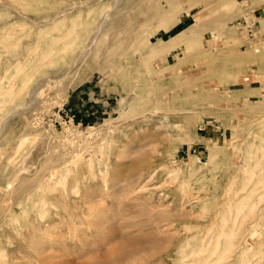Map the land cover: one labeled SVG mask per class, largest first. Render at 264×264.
Instances as JSON below:
<instances>
[{"label":"rangeland","instance_id":"374dc122","mask_svg":"<svg viewBox=\"0 0 264 264\" xmlns=\"http://www.w3.org/2000/svg\"><path fill=\"white\" fill-rule=\"evenodd\" d=\"M49 1L25 13L61 3ZM134 1L105 4L93 57L25 72L22 105L7 109L0 91V264H264V20L250 36L247 0ZM181 15L188 40L170 52L163 27Z\"/></svg>","mask_w":264,"mask_h":264},{"label":"bare ground","instance_id":"6f19581e","mask_svg":"<svg viewBox=\"0 0 264 264\" xmlns=\"http://www.w3.org/2000/svg\"><path fill=\"white\" fill-rule=\"evenodd\" d=\"M9 0H0V47H5V46H11L13 47L12 51H13V58H12V63L8 64V65H2L3 60L0 58V91L6 89V87H9V91L5 92L6 90H4L2 93V99L7 102H11L12 105L9 106V108L7 109H11L13 108L15 105L21 104V102L23 101L22 99H24L22 96L24 89H26L29 80H21L23 77V74H27L26 76H29L32 74V72H39L41 70L44 71V69L47 66H50V64L52 63L53 59L55 61V59L57 58V56L60 53H66L67 55L69 54V58H68V62L70 65V68H74L76 65L80 64L82 61H85L84 59L90 54H95L97 53L98 47L96 46V42L97 39L99 38V36L102 34V32H104V27L106 26V23L108 22V17L111 15L110 11H105L104 7L105 4H110L112 6L113 9H115L119 3H122L123 0H67L68 1V5L65 4L66 0H60V6L51 12H45L44 14H26L25 11L27 10H36L39 11L41 7H43V3H46V1L48 2L49 0H12V2H14V4L7 2ZM58 1V0H57ZM56 1V2H57ZM128 1V0H127ZM136 1V0H135ZM134 1V2H135ZM144 1V0H143ZM50 2V1H49ZM64 2V3H62ZM125 2V1H124ZM123 2V3H124ZM138 2V1H137ZM248 5H252L254 7L259 6L261 4L264 3V0H247ZM127 3V2H126ZM125 3V4H126ZM123 4V5H125ZM134 4V3H133ZM122 5V6H123ZM154 5V4H153ZM151 6V5H150ZM149 6V7H150ZM119 7V6H118ZM152 7V6H151ZM141 8V7H140ZM157 7H155L156 9ZM119 9V8H117ZM116 9V12H117ZM124 10V9H123ZM126 10V9H125ZM131 10V9H130ZM134 10V9H133ZM132 11V10H131ZM114 12V11H113ZM115 12V13H116ZM138 12V11H137ZM140 12V11H139ZM138 12V13H139ZM143 12V11H142ZM145 12V11H144ZM115 13H113L115 15ZM119 13V12H118ZM125 13V12H124ZM121 15V14H120ZM119 15V17H121ZM122 15H124L122 13ZM131 15V12H130ZM133 15V14H132ZM135 15V14H134ZM157 15V14H156ZM160 15V14H159ZM174 15V14H173ZM177 15V14H175ZM196 15V14H195ZM125 16V15H124ZM150 16H152L150 14ZM197 16V15H196ZM117 17V16H116ZM115 17V18H116ZM135 17V16H134ZM173 17V16H172ZM114 18V16H113ZM131 18V17H130ZM158 18V17H157ZM171 18V17H170ZM196 18V17H195ZM124 19V17L122 18ZM139 19V16H138ZM166 19V17H165ZM173 19V18H172ZM118 20V19H116ZM125 20V19H124ZM127 20V18H126ZM140 20V19H139ZM119 21V20H118ZM122 21V20H121ZM142 21V20H140ZM144 21V20H143ZM177 21V18H175V20H173L171 23L169 24H165L163 27V30L167 31L169 30L174 23ZM200 21V20H199ZM116 22V21H115ZM123 22V21H122ZM114 22L111 21L110 24H112ZM120 23V22H118ZM68 24L69 27H66V25ZM117 24V22L115 23ZM124 24V22H123ZM140 24V23H139ZM113 25V24H112ZM121 26V25H119ZM144 27V26H143ZM142 27V28H143ZM146 27V26H145ZM135 28V27H134ZM145 29V28H144ZM192 29V27H191ZM51 30H58L61 31L60 35L56 36L53 35V33H51ZM115 30V29H114ZM113 30V31H114ZM188 32H190V28L184 30L183 32L181 31L180 34H177L174 37H170L168 40L166 41H161L163 44V48L164 49H168L171 50L174 47H178L181 44H184L185 42H187L188 37L187 34ZM120 34V33H119ZM135 35V34H134ZM120 36V35H119ZM105 38V37H104ZM190 38V36H189ZM107 39V38H106ZM107 41V40H106ZM112 41V40H111ZM119 42V40H117ZM123 41V40H122ZM121 42V41H120ZM124 42V41H123ZM114 43V42H113ZM125 43V42H124ZM30 44H34L36 47L35 48H31ZM47 44V45H46ZM121 44V43H120ZM43 45H45V47H42ZM58 45V46H57ZM104 47V45H103ZM159 48H160V44H159ZM8 49V48H7ZM108 49V48H107ZM110 51V49H108ZM107 51V50H106ZM155 50L154 48H152L151 46H149V49L147 50V53L151 54L154 53ZM113 53V51H112ZM100 55V54H99ZM105 55L106 52H105ZM113 55V54H112ZM118 55V54H117ZM116 55V56H117ZM104 56V55H102ZM21 57H22V61H21ZM91 57H93L91 55ZM66 58V56H65ZM90 59V58H89ZM94 59V58H93ZM101 59V57H100ZM99 59V60H100ZM104 59V58H103ZM108 59V58H107ZM114 59V58H113ZM88 60V59H87ZM96 61V60H95ZM98 61V60H97ZM104 61V60H103ZM103 61L101 63H103ZM36 63L38 64V67H36V69L34 71H30L29 69H31L32 67V63ZM107 62V61H106ZM112 62V61H111ZM86 63V62H85ZM105 63V62H104ZM98 66V63L96 64ZM15 69L17 72V76L11 74L10 69ZM68 70V69H67ZM70 70H68L67 72H69ZM48 72H44L43 74L46 75ZM52 73V72H51ZM24 74V75H25ZM64 74V72L62 73ZM61 74V75H62ZM66 75V72H65ZM14 76V78H13ZM49 76V75H48ZM52 76H55L54 73ZM63 76V75H62ZM18 77V78H16ZM55 77H53L54 79ZM57 78V77H56ZM63 78V77H62ZM18 79V83L16 84L15 80ZM43 81H44V76H43ZM46 79V78H45ZM51 79V76H50ZM61 79V78H60ZM48 80V79H47ZM63 80V79H62ZM24 81V82H23ZM41 81V80H40ZM52 81V80H51ZM21 82V84H20ZM23 82V83H22ZM39 82V81H38ZM46 82V81H45ZM47 83V82H46ZM37 84V83H36ZM44 84V83H43ZM49 84V83H48ZM21 85V86H19ZM51 86V85H50ZM52 87V86H51ZM47 89V88H46ZM38 90V86L35 87L33 89V93H35ZM46 91V90H45ZM31 92V91H30ZM47 92V91H46ZM41 93V92H40ZM14 96V97H13ZM41 96V94H40ZM43 96V95H42ZM33 99V98H32ZM35 99V97H34ZM16 100V101H14ZM40 100V99H39ZM22 105V104H21ZM33 106V105H31ZM23 108V107H21ZM20 108V109H21ZM29 111V110H28ZM8 117V116H7ZM23 117V116H22ZM10 118V117H9ZM18 120V119H17ZM27 121V120H26ZM188 121V120H187ZM28 123V122H27ZM3 124V123H2ZM11 124V119L5 120L4 125L2 126V132L6 131L8 129V127ZM24 133V132H23ZM17 134V133H16ZM28 134V131H27ZM153 135V134H152ZM135 136V135H134ZM132 139L135 140L134 137H132ZM130 140V139H129ZM128 140V141H129ZM8 141V140H7ZM132 143V141H130ZM3 143V142H2ZM126 143V142H125ZM129 144V143H127ZM135 144V143H134ZM11 145V144H9ZM124 146V145H123ZM14 147V146H13ZM254 147V146H253ZM1 149V148H0ZM257 152H259L257 150ZM264 152V151H263ZM262 152V153H263ZM124 153V152H123ZM256 154V153H254ZM260 154V153H259ZM264 154V153H263ZM262 154V155H263ZM122 156V155H121ZM25 157V156H24ZM233 157V156H232ZM119 158V157H118ZM254 158V157H253ZM255 159V158H254ZM253 159V160H254ZM262 159V157H261ZM251 160V159H250ZM257 160V157L256 159ZM244 161V160H243ZM249 161V160H248ZM252 161V160H251ZM250 162V161H249ZM262 162V161H260ZM259 162V163H260ZM264 162V160H263ZM18 164V163H17ZM243 164V163H242ZM258 164V163H257ZM261 164V163H260ZM264 164V163H263ZM148 165V164H147ZM256 165V162H255ZM23 166V165H22ZM119 166V165H118ZM260 168L259 165H256ZM256 167V168H258ZM21 168V167H18ZM118 168V167H117ZM254 168V169H256ZM259 168L257 170H259ZM26 169V166H25ZM246 169V168H244ZM243 169V171H245ZM253 169V168H252ZM262 169V168H261ZM264 169V168H263ZM262 169V170H263ZM20 170V169H19ZM22 170V168H21ZM54 170V169H52ZM256 170V171H257ZM259 170L258 172L260 174L264 173ZM251 171V170H250ZM249 172V171H248ZM257 172V173H258ZM22 173V172H21ZM54 173V172H51ZM243 173V172H242ZM118 174V173H117ZM231 174V173H230ZM255 174V173H253ZM54 174H52L51 176L53 177ZM248 176V175H247ZM245 176V177H247ZM135 177V176H134ZM137 177V176H136ZM139 177V176H138ZM252 177V176H250ZM256 177H258L256 175ZM10 179V178H9ZM252 179V178H251ZM38 180V179H37ZM133 180V179H132ZM135 180V179H134ZM253 180V179H252ZM44 181V180H43ZM119 181V180H118ZM138 181V180H137ZM251 181V180H249ZM259 182V180H256ZM20 182V181H19ZM32 182V181H31ZM131 182V181H130ZM136 182V181H135ZM263 183V182H262ZM35 184V183H33ZM123 184V183H122ZM132 184V183H131ZM31 185V184H30ZM124 185V184H123ZM134 185V184H132ZM261 185V184H260ZM255 186V185H254ZM25 187V186H24ZM26 188V187H25ZM133 188V187H132ZM224 188V187H223ZM229 188V187H228ZM257 188V185H256ZM264 188V187H263ZM40 189V188H39ZM114 189V188H113ZM254 189V188H252ZM262 189V188H261ZM20 190V189H19ZM24 191V190H23ZM228 191V189H227ZM263 191V190H262ZM224 193V192H223ZM231 193V190H230ZM249 193V192H248ZM256 194L258 192H255ZM254 193V195H255ZM264 193V192H263ZM21 194V193H20ZM91 194V193H90ZM89 194V195H90ZM228 194V192H227ZM26 195V193H25ZM29 195V194H28ZM35 195V194H34ZM85 195V194H84ZM88 194H86V196H89ZM231 195V194H230ZM251 196H253V192L252 194H250ZM261 195H263L261 193ZM93 196V195H92ZM116 196V195H115ZM235 196V194H234ZM22 197V196H21ZM91 197V195L89 196ZM18 198V197H17ZM116 198V197H115ZM226 198V197H225ZM250 198V197H249ZM261 198V197H260ZM264 198V197H263ZM90 199V198H89ZM94 199V198H93ZM252 199V198H250ZM257 200L259 198H256ZM20 200V198H19ZM30 200V198H29ZM199 200V199H198ZM247 200V199H246ZM256 200V202H257ZM197 201V200H196ZM249 201V200H248ZM262 201V198H261ZM260 200L258 202H261ZM241 202V201H240ZM258 202L256 204H258ZM26 203V202H25ZM34 203V202H33ZM85 203V202H84ZM226 203V202H225ZM225 203L223 205H225ZM254 203V202H253ZM263 203V202H262ZM240 204V203H239ZM261 204V203H260ZM262 205V204H261ZM229 206V205H228ZM244 203L243 205L239 206L237 205L236 207H238L237 209H235L238 214L243 210L242 208L245 209ZM251 205L249 207V209L251 208V210L253 211ZM259 205H256V208ZM226 208V206H223V208ZM229 208V207H227ZM226 208V209H227ZM235 208V207H234ZM255 208V209H256ZM222 209V208H221ZM230 209V208H229ZM233 209V208H232ZM231 209V210H232ZM248 209V210H249ZM258 209V208H257ZM262 209V208H261ZM6 210V209H5ZM231 210H226L227 214H231L228 213V211L230 212ZM234 210V209H233ZM259 210V209H258ZM223 211V210H222ZM232 212V211H231ZM250 212V211H249ZM249 212H246L249 213ZM257 212V210H256ZM255 212V213H256ZM260 212V211H259ZM218 213V212H217ZM235 213V214H237ZM254 213V215H255ZM242 214V213H241ZM253 214V213H252ZM250 215V213H249ZM258 215V214H257ZM261 215V214H260ZM162 216V215H161ZM240 217V216H238ZM155 218V217H154ZM159 218V217H158ZM217 218V216H216ZM235 218V217H234ZM244 218H249L248 216L244 217ZM257 218V217H256ZM264 218V217H263ZM32 219V218H31ZM236 219V218H235ZM235 219L233 221H235ZM262 219V218H261ZM38 220V219H37ZM103 220V219H101ZM109 220V219H108ZM154 220V219H153ZM216 220V219H215ZM221 220V219H220ZM218 220V221H220ZM224 220V218L222 219ZM229 220V217H228ZM258 220V219H255ZM263 220V219H262ZM261 220V221H262ZM31 221V220H30ZM110 221V220H109ZM157 221V220H156ZM214 221V218H213ZM212 221V222H213ZM232 221V222H233ZM238 221V220H237ZM235 221V222H237ZM246 221V220H244ZM29 222V221H28ZM159 222V221H158ZM216 222V221H215ZM226 221H224L225 223ZM9 223V222H8ZM220 223V222H219ZM218 223V224H219ZM223 223V222H222ZM222 223L220 226H222ZM243 223V222H242ZM260 223V222H259ZM239 224V223H238ZM241 224V223H240ZM239 224V225H240ZM258 224V223H257ZM25 225V224H24ZM212 225V223H211ZM215 225V224H214ZM225 225V224H224ZM235 225V224H234ZM219 226V225H218ZM219 226V228H220ZM251 226V225H250ZM255 226V224H254ZM214 227V226H213ZM239 227V226H238ZM237 227V229H238ZM241 227V225H240ZM263 227V226H262ZM16 228V227H15ZM212 228V227H211ZM218 228V227H217ZM222 228V227H221ZM242 228V227H241ZM254 229V227H252ZM260 228L259 226L257 227ZM11 229V228H10ZM27 229V228H26ZM30 229V228H29ZM214 229V228H213ZM233 229H235V227L233 226ZM236 229V230H237ZM244 229V228H243ZM248 229H251L248 227ZM211 230V229H210ZM218 230V229H217ZM222 231V229H220ZM245 230V229H244ZM20 231V230H19ZM187 231V230H186ZM229 231V230H228ZM235 231V230H234ZM239 231V230H237ZM11 232V230H10ZM26 232V231H25ZM219 232V231H218ZM236 232V231H235ZM246 232V231H244ZM258 232V231H257ZM261 232V231H260ZM6 233V232H5ZM209 233V232H208ZM207 233V234H208ZM249 233V232H248ZM256 233V232H255ZM10 234V233H9ZM21 234V233H20ZM222 234V233H220ZM26 235V234H25ZM259 235V234H258ZM14 236V235H13ZM219 236V235H218ZM221 236V235H220ZM233 236V235H232ZM232 236H229L230 239ZM206 237V236H205ZM237 237V236H236ZM11 238V237H10ZM13 238V237H12ZM17 238V237H16ZM26 238V237H25ZM204 238V237H203ZM225 238V237H224ZM253 238V237H252ZM262 238V237H261ZM205 239V238H204ZM215 239V238H214ZM213 239V240H214ZM221 239V238H220ZM16 240V239H15ZM167 240V239H166ZM218 240V239H215ZM226 240V238H225ZM232 240V239H231ZM264 240V239H263ZM262 241V239H261ZM143 242V241H142ZM217 241H213L214 247L212 245V249H211V253H215L217 250V245H219L218 243L216 244ZM166 243V241H165ZM204 243V242H203ZM226 243V242H225ZM224 243V244H225ZM228 243V242H227ZM201 244V243H200ZM211 244V243H210ZM223 244V245H224ZM245 244V243H244ZM169 246V245H168ZM208 247V246H207ZM206 247V248H207ZM220 247V245H219ZM224 247V246H223ZM222 247V248H223ZM227 248V245H226ZM208 249V248H207ZM225 249V247H224ZM223 249V250H224ZM201 250V249H200ZM254 247L252 246H245L243 247V249L240 251V258L241 261L247 259L249 257L250 253H254ZM262 250V249H261ZM199 251V250H198ZM227 251V250H226ZM225 251V252H226ZM218 253V252H216ZM226 253H230V252H226ZM225 253V254H226ZM221 254V253H220ZM3 254L0 253V256H2ZM23 255V253H22ZM222 255V254H221ZM220 255V256H221ZM258 255H262L261 253ZM257 255V257H258ZM197 256V255H196ZM201 256V255H199ZM207 256V255H206ZM225 257V255H223ZM213 257V256H212ZM226 257H230V256H226ZM253 257V256H252ZM209 258V257H208ZM220 258V257H219ZM218 258V259H219ZM202 259V257L200 258ZM207 259V258H206ZM211 259V258H210ZM196 260V259H195ZM203 260V259H202ZM201 260V261H202ZM209 260V259H208ZM215 260V259H214ZM254 260V259H252ZM9 261V259H8ZM200 261V262H201ZM220 261V259H219ZM216 259V262H219ZM262 261V260H261ZM204 261H202L201 263H203ZM208 262V261H207ZM206 262V263H207ZM211 262V261H210ZM259 262V261H258ZM200 264V263H199ZM204 264V263H203ZM258 264V263H257Z\"/></svg>","mask_w":264,"mask_h":264},{"label":"crops","instance_id":"0c3cea01","mask_svg":"<svg viewBox=\"0 0 264 264\" xmlns=\"http://www.w3.org/2000/svg\"><path fill=\"white\" fill-rule=\"evenodd\" d=\"M254 8H256V9H253L252 10V14H253V16H254V18H255V22L258 24V25H260L259 24V20L258 19H262V20H264V3L263 4H261V5H259V6H256V7H254ZM258 14V17H256V15ZM190 19L191 18H189L188 16H185V15H181L178 19H177V21L174 23V25L171 27V28H173V27H175L176 25H178V24H181V26L183 27V29L181 30L182 32L184 31V30H186L190 25H189V21H190ZM217 24H220V20H219V18H217ZM258 27V26H257ZM181 31H179L178 33H176L175 35H173V36H171V37H174V36H176L177 34H180L181 33ZM167 33V31H163V34H166ZM260 37V38H259ZM258 37V39L260 40V42H263V40H264V32H262L261 33V35ZM170 38V37H169ZM168 38V39H169ZM167 39V40H168ZM179 47V46H178ZM178 47H174V48H172L171 50H170V52H173V51H176L177 50V48ZM255 88H251V90H254ZM257 89V88H256Z\"/></svg>","mask_w":264,"mask_h":264},{"label":"trees","instance_id":"16d2710c","mask_svg":"<svg viewBox=\"0 0 264 264\" xmlns=\"http://www.w3.org/2000/svg\"><path fill=\"white\" fill-rule=\"evenodd\" d=\"M182 29H183V27L181 26V24H178L174 28H172L169 32H167L166 34L161 35V38H162V40H167L169 37L175 35L179 31H181Z\"/></svg>","mask_w":264,"mask_h":264},{"label":"built area","instance_id":"2783aa9c","mask_svg":"<svg viewBox=\"0 0 264 264\" xmlns=\"http://www.w3.org/2000/svg\"><path fill=\"white\" fill-rule=\"evenodd\" d=\"M256 22L254 21V22H252L251 23V25H249V27H248V31L250 32L249 34H251L250 36H252V33H253V26H254V24H255Z\"/></svg>","mask_w":264,"mask_h":264}]
</instances>
